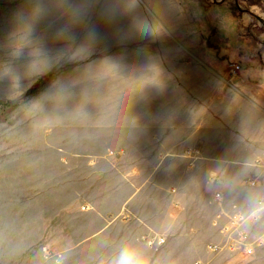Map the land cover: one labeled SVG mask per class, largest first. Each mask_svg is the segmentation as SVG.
Returning <instances> with one entry per match:
<instances>
[{
	"label": "crops",
	"instance_id": "0c3cea01",
	"mask_svg": "<svg viewBox=\"0 0 264 264\" xmlns=\"http://www.w3.org/2000/svg\"><path fill=\"white\" fill-rule=\"evenodd\" d=\"M93 4L101 13L102 34L95 31L90 41L88 66L96 71L94 76L117 77L109 89L118 94V116L100 120L105 125L93 130L99 135L89 137L86 127L87 140L102 138L101 151L62 147L60 132L37 155L49 157L44 161L45 188L60 190L54 191L59 204L78 203L83 175L88 182L94 172L116 170L124 188L118 211L125 214L119 227L106 226L103 217L97 228L46 227L42 235L69 246L86 243L90 248L79 250L97 251L92 264H104L129 239L145 247L157 264H206L207 258L214 263L221 254L253 258L264 247V218L251 217L247 203L250 193L264 192V65L244 59L233 47L232 36L237 42L238 35L231 10L232 24L225 28L211 19L217 8L199 3L197 10L193 0ZM125 15L130 18L125 20ZM106 18L117 21L110 26ZM134 19L147 20L152 31L141 35ZM216 36H221L222 47L228 41L230 49L222 50ZM232 65H239L234 76ZM20 154L30 156V148ZM192 210L198 212L196 222ZM228 215L249 216L247 228L261 242L251 255L226 249L216 253L196 239L201 228L220 241ZM131 218L138 227L129 226ZM151 232L164 241L145 242Z\"/></svg>",
	"mask_w": 264,
	"mask_h": 264
},
{
	"label": "rangeland",
	"instance_id": "374dc122",
	"mask_svg": "<svg viewBox=\"0 0 264 264\" xmlns=\"http://www.w3.org/2000/svg\"><path fill=\"white\" fill-rule=\"evenodd\" d=\"M207 2L209 9L217 8L211 19L225 28L232 24L227 12L231 10L238 35L237 42L231 35L233 47L235 44L244 59H255L258 67L264 65V0ZM193 3L200 9L197 0ZM96 9L93 0H0V103L16 100L36 84L27 98L0 122V264H60L61 258L63 264H92L97 251L79 250L90 248L86 243L59 244L55 236L42 235L43 229L97 228L102 226L103 217L107 219L106 226L119 227L123 222L125 213L121 215L118 210L124 188L120 187L122 182L116 170L94 172L88 182L83 175L79 179L78 203L59 204L54 201V191L59 189L45 188L44 161L49 157L37 155L44 152L48 142H54L55 134L60 137V132L62 147L79 151L94 147L101 151L102 138L87 140L86 127L91 131L89 137L99 135L93 131L97 130L95 125H105L100 120L118 116V94L110 90L118 82L117 77L94 76L96 71L88 66L91 38L95 31L102 34L101 13ZM129 18L124 16L125 20ZM106 21L111 26L117 20ZM131 30L133 27H128L126 35ZM65 33L71 39L61 38L59 34ZM214 42L222 50L231 47L228 41L222 47L221 36H216ZM56 69L55 74L39 80ZM109 137L105 136V144ZM24 147L30 148V156H21ZM62 191L65 192L63 188ZM60 208L61 216L55 220ZM191 213L196 216L191 217L194 222L199 220L196 210ZM129 222L130 227H138L132 218ZM155 236L159 238L151 232L144 237L145 242ZM196 239L205 245L216 242L209 229L200 228ZM217 257L214 263L207 258L206 264H264V247L249 259L224 254Z\"/></svg>",
	"mask_w": 264,
	"mask_h": 264
},
{
	"label": "clouds",
	"instance_id": "9594fccd",
	"mask_svg": "<svg viewBox=\"0 0 264 264\" xmlns=\"http://www.w3.org/2000/svg\"><path fill=\"white\" fill-rule=\"evenodd\" d=\"M141 35H148L152 29L147 20L134 19ZM61 38L71 39L67 33L59 34ZM94 42V36L91 38ZM249 215L253 218H264V192H253L247 196ZM60 264H63L61 258ZM104 264H157L145 247H141L134 240H127L122 243L114 253L108 256Z\"/></svg>",
	"mask_w": 264,
	"mask_h": 264
},
{
	"label": "built area",
	"instance_id": "2783aa9c",
	"mask_svg": "<svg viewBox=\"0 0 264 264\" xmlns=\"http://www.w3.org/2000/svg\"><path fill=\"white\" fill-rule=\"evenodd\" d=\"M239 69V65H232L230 67V75L234 76ZM211 181L216 179L211 177ZM215 197L219 198L220 194L216 193ZM226 221L222 223L221 232L223 237L220 241L211 242L207 245L208 249L213 252H221L222 250H228L230 252H240L245 255H251L255 248L261 245L258 238L253 237L250 234V230L247 228L249 221L248 215H228ZM149 243L160 244L164 240L161 236L157 238L155 236L153 240H148Z\"/></svg>",
	"mask_w": 264,
	"mask_h": 264
},
{
	"label": "trees",
	"instance_id": "16d2710c",
	"mask_svg": "<svg viewBox=\"0 0 264 264\" xmlns=\"http://www.w3.org/2000/svg\"><path fill=\"white\" fill-rule=\"evenodd\" d=\"M200 5L203 7V8H206L207 5H208V2L207 0H198ZM259 0H249V2L251 3H256L258 2ZM232 8V6H231ZM233 10V9H232ZM234 12V10H233ZM213 45L208 41V47L210 48H215V47H212ZM215 54H218L217 51H214ZM221 57H224L223 55H220ZM56 72H58V69H56L55 71L53 72H50V73H47L45 75H42L40 76L39 80L43 79V78H46L48 77L49 75H53L55 74ZM36 87V84L32 85L25 93H23L20 97H18L16 100L12 101V100H6V101H2L0 103V122H3L6 120V116L7 114L12 110L14 109L16 106H18L19 104H21L26 98L27 96L29 95L30 91L33 90L34 88Z\"/></svg>",
	"mask_w": 264,
	"mask_h": 264
}]
</instances>
